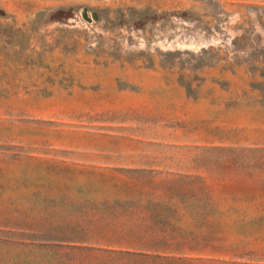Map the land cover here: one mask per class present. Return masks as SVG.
<instances>
[{"label":"rangeland","instance_id":"1","mask_svg":"<svg viewBox=\"0 0 264 264\" xmlns=\"http://www.w3.org/2000/svg\"><path fill=\"white\" fill-rule=\"evenodd\" d=\"M0 264H264V0H0Z\"/></svg>","mask_w":264,"mask_h":264},{"label":"water","instance_id":"2","mask_svg":"<svg viewBox=\"0 0 264 264\" xmlns=\"http://www.w3.org/2000/svg\"><path fill=\"white\" fill-rule=\"evenodd\" d=\"M83 17H85L86 19H88L87 17H86V15H85V13L83 12ZM92 16H94V13H92Z\"/></svg>","mask_w":264,"mask_h":264}]
</instances>
